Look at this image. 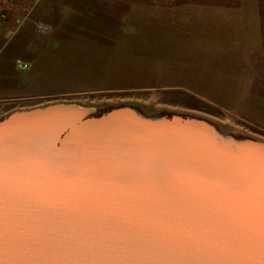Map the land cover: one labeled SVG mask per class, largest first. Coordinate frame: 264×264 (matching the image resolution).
Segmentation results:
<instances>
[{"label":"water","instance_id":"1","mask_svg":"<svg viewBox=\"0 0 264 264\" xmlns=\"http://www.w3.org/2000/svg\"><path fill=\"white\" fill-rule=\"evenodd\" d=\"M73 105L0 120V264H264V142Z\"/></svg>","mask_w":264,"mask_h":264},{"label":"rangeland","instance_id":"2","mask_svg":"<svg viewBox=\"0 0 264 264\" xmlns=\"http://www.w3.org/2000/svg\"><path fill=\"white\" fill-rule=\"evenodd\" d=\"M43 1L0 13V120L50 105H77L90 116L128 106L264 142V130L229 107L235 82H216L235 66L216 64L208 27L218 19L210 13L184 18L178 0Z\"/></svg>","mask_w":264,"mask_h":264},{"label":"crops","instance_id":"3","mask_svg":"<svg viewBox=\"0 0 264 264\" xmlns=\"http://www.w3.org/2000/svg\"><path fill=\"white\" fill-rule=\"evenodd\" d=\"M28 2L31 0H0V13L11 14L15 7L23 9ZM177 2L174 7L177 6V11L183 13L184 18L195 12L200 16L210 13L212 18L218 19L216 26L211 24L208 27L210 34L218 40L210 45L218 52L216 58L212 57L221 67L235 66V74L223 75L221 71L216 82H235V95L230 94L234 98H228L229 107L235 109V116L264 130V0ZM43 8L44 5L41 6ZM229 51H235V57ZM219 57L223 58L218 60ZM220 75L224 78L220 79Z\"/></svg>","mask_w":264,"mask_h":264},{"label":"bare ground","instance_id":"4","mask_svg":"<svg viewBox=\"0 0 264 264\" xmlns=\"http://www.w3.org/2000/svg\"><path fill=\"white\" fill-rule=\"evenodd\" d=\"M74 106V105H73ZM76 107H77V109L76 110H83V113H86V112H88V109H85V108H83V107H80V106H77V105H75ZM75 107V108H76Z\"/></svg>","mask_w":264,"mask_h":264}]
</instances>
